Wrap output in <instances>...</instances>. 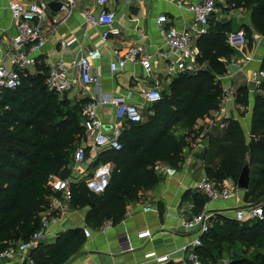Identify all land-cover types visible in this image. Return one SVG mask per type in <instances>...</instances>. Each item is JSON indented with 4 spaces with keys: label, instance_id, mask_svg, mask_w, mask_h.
<instances>
[{
    "label": "trees",
    "instance_id": "trees-1",
    "mask_svg": "<svg viewBox=\"0 0 264 264\" xmlns=\"http://www.w3.org/2000/svg\"><path fill=\"white\" fill-rule=\"evenodd\" d=\"M223 12L250 11L249 26L242 25L246 47L253 46V31L264 35V0H227ZM229 22L213 17L205 34L196 40L198 63L204 69L195 75L174 76L168 92L146 109L142 123H125L119 138L121 150L100 151L92 169L112 164L109 180L100 194L93 193L85 181L69 182V207L87 209L85 228L96 230L110 220L114 226L125 216L126 206L157 185L155 168L159 164L178 170L182 152L188 145L197 121L219 109L222 86L217 77L225 73V60L233 54L227 44ZM33 74L22 77V85L5 92L0 100V242L19 238L27 241L39 228L55 179L69 180L74 151L85 140L80 125L83 100L70 101L49 92L44 79L49 70L38 58ZM261 69H264V56ZM237 104L247 105V91L238 90ZM145 112V111H144ZM143 112V114H144ZM220 137H208V150L220 157L217 165L205 170L216 184L230 180L236 185L246 154H250V181L244 200L262 209L263 219L238 223L215 216L211 227L201 237L198 253L204 264L214 263L215 256L244 245L249 257L232 259L229 264H264V82L254 95L247 142L239 123L225 120ZM86 149V157L89 152ZM193 214L202 212L207 200L195 194ZM14 238V239H12ZM83 229L60 233L51 245H40L32 252L34 264H65L81 249ZM6 248L7 246H0ZM208 261V263L206 262Z\"/></svg>",
    "mask_w": 264,
    "mask_h": 264
},
{
    "label": "crops",
    "instance_id": "crops-1",
    "mask_svg": "<svg viewBox=\"0 0 264 264\" xmlns=\"http://www.w3.org/2000/svg\"><path fill=\"white\" fill-rule=\"evenodd\" d=\"M10 1L12 0H0V59L9 49L10 38L15 32L14 21L9 11ZM178 1L110 0L108 8L116 12V26L120 34L109 37L106 45L100 49L101 61L93 63L97 67L96 73L104 93L111 96H125L131 92L129 101L142 105L140 93L150 88L153 81H160L162 87L166 84L170 78H167L164 64L157 56L159 50L164 47L156 19L159 15H166L170 25L177 29L185 28L191 22L192 16L184 7L177 5ZM220 5L218 4V13L215 18L224 23L229 22L232 33L242 31L240 30L242 25L249 26L250 11L231 10L222 13ZM82 11L95 12L96 8L91 0H78L71 9V16L65 22L61 21L66 16L65 11L57 13L50 11L48 19L54 17L59 23L56 24V29L52 34L48 31L51 26L50 22L44 25L49 36L39 57L41 64L49 68L59 59L70 62L85 54L98 41L103 28L86 24L79 15ZM207 30L208 27L205 33ZM62 42L63 46H61ZM136 44L144 46L145 53L152 56V72L147 73L141 65L135 64L128 65L121 73H111L108 67L113 58L111 50L123 51L127 46ZM263 56L264 35H259L254 31L252 49L249 50L245 43L233 49V54L229 59L223 61L224 75L217 77L221 86L228 92L227 99L224 104H220L217 111L209 113L206 117L209 122L204 119L197 121L188 140L195 141L194 135H198L201 131L205 132L207 137L211 135L220 137L226 124L224 122V127L221 128L219 121L234 120L239 123L249 142L253 99L254 95L259 92L256 82L259 79L258 73L261 70ZM240 89L247 91L246 106L236 102ZM75 90L78 94L71 97L70 93ZM81 91L86 90H82L77 84L65 95L68 100L76 101L82 97ZM88 92L93 94L95 91L89 88ZM100 110L105 126H110L114 121L115 108L105 106ZM78 146L89 148L86 163L93 162L98 151L92 148L90 141L82 140ZM206 151L188 153L186 155L187 164L183 166L181 164L172 178L165 173L168 166L159 164L155 168L159 179L157 185L144 191L137 201L129 203L126 206L123 220L105 235H99L91 229V236L85 238L79 252L65 264H185L182 249L192 240V234L183 232L181 225L193 215L195 194L190 190V186L205 173L206 168L215 166L220 161V157L214 152L205 153ZM82 167L84 164L81 165L79 173L71 174L69 182L85 181L93 193L100 194L109 180L113 165L99 166L90 172L85 170L86 166L83 170ZM244 205H247V201L244 200V192L240 191L238 198L222 203H210L204 206L203 210L212 214V218L220 216L233 219V210ZM147 207H150L152 211L145 212L144 209ZM86 212L87 209L70 210L66 215L58 217V220L50 226L53 239L43 245L53 244L57 236L67 230L84 229ZM140 231H148L150 237L139 239L137 233ZM123 234L130 236L133 248L131 252L120 251L118 243ZM19 242H22V239L1 241L0 246L8 247ZM164 257L166 260L161 261L160 259ZM23 259L24 261L16 259L5 264H28V261L32 260L31 255Z\"/></svg>",
    "mask_w": 264,
    "mask_h": 264
},
{
    "label": "built area",
    "instance_id": "built-area-1",
    "mask_svg": "<svg viewBox=\"0 0 264 264\" xmlns=\"http://www.w3.org/2000/svg\"><path fill=\"white\" fill-rule=\"evenodd\" d=\"M78 0H64L59 12L65 11L66 16L61 20L65 22L71 16V9ZM96 8L95 12L82 11L80 17L86 24L100 26L103 31L99 35L98 41L89 48L85 54L70 62L61 59L57 60L45 76L44 86L52 93L62 97L75 88L78 84L82 90L78 100H83L80 105V125L83 129L85 140H89L94 150L108 151L121 150L119 138L125 123H142L144 121L143 112L146 106H152L159 102L162 97V83L158 80L152 82V86L140 93L142 105L130 102L131 92L125 96H111L103 92L99 77L96 73L97 67L93 65L100 62L102 58L101 47L106 45L109 37L118 36L119 29L116 26V12L108 8L110 0H91ZM227 0H179L177 5L184 7L192 16L191 22L183 29H177L170 25L166 15H159L156 19L158 32L162 40L163 49L157 54L158 59L164 64L167 78L181 74L195 75L204 69L198 63V50L196 40L205 34L209 21L218 13V4L224 6ZM9 11L14 21L15 32L11 36L10 47L0 59V100L5 92L14 91L21 87L22 77L29 72H34L38 58L48 42V33L44 25L50 22L49 32L52 34L59 22L56 18L48 19L50 10L45 0H32L23 2L12 0L9 2ZM245 43L243 31L231 32L227 36V44L232 49H237ZM64 43H61L63 46ZM112 60L109 62V70L113 74L123 72L128 65L139 64L145 72H152V56L145 53L144 46L130 45L123 51L112 49ZM95 71V73H94ZM94 74H93V73ZM256 85L259 87L264 82V69L258 73ZM89 88L94 89V93L88 92ZM83 92V93H82ZM222 99L220 104H224L228 92L222 87ZM105 106L115 108L114 121L105 131V123L101 117V110ZM1 117V109H0ZM204 120L208 121V118ZM209 122V121H208ZM220 127H224V121H219ZM196 132V131H195ZM195 136V141L188 140V145L183 149V163L187 164L186 155L195 151L201 153L208 150V137L201 131ZM86 161V148L78 146L74 151L72 173H79L81 165ZM165 173L168 177H174L177 173L175 168L167 167ZM52 193L60 194V197L51 196L50 202L44 212H42L39 228L32 233L27 241H22L6 248L0 247V264L11 262L16 259L25 258L34 252L40 245L53 239L50 226L55 223L58 217L66 215L69 207V180L55 179L50 183ZM190 190L194 194L206 198L208 205L215 202H226L232 198H238L240 192L236 185L225 180L222 184H216L214 180L204 173L191 186ZM145 212H151L147 207ZM233 219L238 223L252 220H262V209L258 205L247 204L236 207L233 210ZM212 214L205 210L184 221L181 230L192 234V240L182 249L185 256V264H204L198 253L202 246L201 237L208 232L211 225ZM114 227L110 220L104 221L100 227L94 230L99 235H105ZM85 238L91 236V229L84 228ZM139 239L150 237L148 231L137 233ZM119 248L121 252H131L133 250L130 236L123 234L120 236ZM166 260V257L161 258ZM223 262L222 264H229ZM28 264H34L32 260Z\"/></svg>",
    "mask_w": 264,
    "mask_h": 264
},
{
    "label": "rangeland",
    "instance_id": "rangeland-1",
    "mask_svg": "<svg viewBox=\"0 0 264 264\" xmlns=\"http://www.w3.org/2000/svg\"><path fill=\"white\" fill-rule=\"evenodd\" d=\"M171 82V78L169 80L166 81V84L163 85V91H162V95L166 92H168V85ZM78 94V91L75 90L74 92H71L70 95L71 97L75 96ZM145 108H149V106H146ZM144 118L146 117V110H144ZM87 160V159H86ZM91 163H86V161L84 162V167H82V170L85 168V166L87 168H85V170L87 169L88 172H90V170H95L91 168ZM242 192V191H241ZM253 199H248L247 204H249V202H251ZM215 203H220V202H215ZM222 203V202H221ZM212 219H215L214 217ZM210 225H212L210 223ZM251 254V250H248L244 247V245H235V247H233L232 249H228L226 251H223L222 255L217 256V254H214L215 256V262L214 263H209V264H222L223 262H230L232 259H236V258H242V257H249ZM208 263V261H206Z\"/></svg>",
    "mask_w": 264,
    "mask_h": 264
},
{
    "label": "water",
    "instance_id": "water-1",
    "mask_svg": "<svg viewBox=\"0 0 264 264\" xmlns=\"http://www.w3.org/2000/svg\"><path fill=\"white\" fill-rule=\"evenodd\" d=\"M48 3V8L52 12H59L63 0H45ZM104 130H109V126H104ZM250 174H251V168H250V154H246L244 163L241 169V172L239 174V177L236 181V187L239 191H247L250 181Z\"/></svg>",
    "mask_w": 264,
    "mask_h": 264
}]
</instances>
